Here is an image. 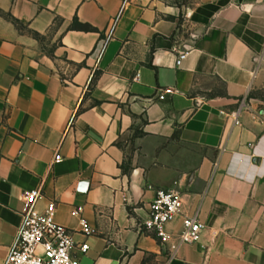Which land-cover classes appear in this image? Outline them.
I'll use <instances>...</instances> for the list:
<instances>
[{"label": "crops", "instance_id": "crops-1", "mask_svg": "<svg viewBox=\"0 0 264 264\" xmlns=\"http://www.w3.org/2000/svg\"><path fill=\"white\" fill-rule=\"evenodd\" d=\"M261 89L264 0H0V264L39 187L80 264H264ZM157 190L197 243L143 232Z\"/></svg>", "mask_w": 264, "mask_h": 264}, {"label": "built area", "instance_id": "built-area-1", "mask_svg": "<svg viewBox=\"0 0 264 264\" xmlns=\"http://www.w3.org/2000/svg\"><path fill=\"white\" fill-rule=\"evenodd\" d=\"M185 57V53L180 54L178 64ZM166 93L173 94V90L168 89ZM160 99H164V96H160ZM60 160L61 156L57 154L55 162ZM41 197V187L23 194L25 210L22 224L5 264H80L75 251L86 254L89 245L77 244L73 232L56 222L57 208L54 202L49 203L45 210L39 211L37 203ZM183 208L184 203L178 193L157 190L148 205L147 217L142 222L143 232L166 244L170 240L168 225L181 217L183 224L178 235L179 242L197 243L205 225L195 216H186ZM80 212V209L76 211L78 214ZM81 226L83 235L90 236L94 233L85 220L81 221Z\"/></svg>", "mask_w": 264, "mask_h": 264}, {"label": "trees", "instance_id": "trees-1", "mask_svg": "<svg viewBox=\"0 0 264 264\" xmlns=\"http://www.w3.org/2000/svg\"><path fill=\"white\" fill-rule=\"evenodd\" d=\"M16 25H19V22L17 20H13ZM72 28L75 30H81L85 32H97L98 30L94 27H92L90 24H83L78 21V19H75Z\"/></svg>", "mask_w": 264, "mask_h": 264}, {"label": "rangeland", "instance_id": "rangeland-1", "mask_svg": "<svg viewBox=\"0 0 264 264\" xmlns=\"http://www.w3.org/2000/svg\"><path fill=\"white\" fill-rule=\"evenodd\" d=\"M251 97L261 102V107H264V89L258 90L251 94Z\"/></svg>", "mask_w": 264, "mask_h": 264}]
</instances>
